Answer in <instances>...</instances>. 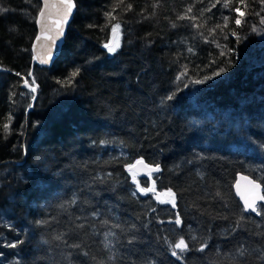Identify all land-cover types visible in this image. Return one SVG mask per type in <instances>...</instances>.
<instances>
[{"label":"trees","instance_id":"trees-1","mask_svg":"<svg viewBox=\"0 0 264 264\" xmlns=\"http://www.w3.org/2000/svg\"><path fill=\"white\" fill-rule=\"evenodd\" d=\"M74 1L76 16L58 60L51 68L34 67L40 102L37 98L26 115L30 94L20 87L19 75L26 76L31 67L37 11L26 5V20L22 0H0V8L20 12L0 14V65L11 70L0 73V169L4 173L16 154L15 136L5 134L10 128L21 134L31 129L35 151V140L49 126L48 141L56 146L49 147L50 153L59 162L52 168H59L58 176L52 173L49 182L40 179L52 183L47 186L49 206L41 209L46 198L33 189L29 165L35 154L19 149V160L26 166L20 175L25 184L19 189L30 207L22 205L25 219L14 218L20 213L9 214L5 206L0 210V264H20V256L43 250L49 241L53 262L38 264H264V216L245 212L232 188L241 172L259 181L264 194V5L259 0H245L246 6L231 0L228 8L224 0H124L119 6V0H93L92 11L82 18L79 11L85 1ZM126 3L133 6L127 22ZM35 4L39 8L37 0ZM190 6L192 11L186 12ZM235 7L244 13L240 26ZM116 23L119 47L110 53L105 43ZM75 27L82 33H75ZM68 51L72 56L66 59ZM47 70L49 80L42 79ZM48 93L55 94L61 107L44 116L37 111ZM90 93L97 99L89 102L86 120L79 104H85L83 97ZM20 97L27 99L23 105L18 104ZM254 103L259 107L250 110ZM109 108L114 111L105 116ZM213 119L224 126L222 131H208L207 122ZM178 134L190 140L174 139ZM75 146L82 148L72 152L71 163L67 154ZM139 159L160 167L151 176L136 175L140 186L155 185L157 193L171 189L175 207L159 203L152 192L136 191L127 165ZM177 215L180 225L174 222ZM26 218L38 226L47 224L49 238L37 241L41 228L28 226ZM109 232L114 235L106 239ZM27 235L34 239L25 247ZM181 237L188 250H176L178 259L169 245ZM17 241L23 243L6 246Z\"/></svg>","mask_w":264,"mask_h":264},{"label":"rangeland","instance_id":"rangeland-1","mask_svg":"<svg viewBox=\"0 0 264 264\" xmlns=\"http://www.w3.org/2000/svg\"><path fill=\"white\" fill-rule=\"evenodd\" d=\"M84 1H85L84 5L81 7V10L79 11L81 13V17L90 14V12L92 11L91 2L93 0H84ZM35 3H36V0H22V13H21L22 15L21 16H23L24 19L27 20L28 17H29V12L26 10V5H29V7L31 9H33V10L38 12L39 8H37L38 6ZM32 5H34V6L32 7ZM75 5H76V3H75ZM120 5L121 4L119 3V6ZM259 6H261V5H259ZM2 8L7 9L9 14L10 13H12V14L13 13L14 14L15 13L19 14L20 13L18 9L17 10H12V8H8L5 5ZM76 11H77V7H76ZM123 11L126 12L125 13L126 16L124 15L125 21H126L127 18L128 19L131 18V16H130V14L132 15V11L131 10L130 11L123 10ZM37 12H36V14H37ZM2 13H0V14H2ZM75 14H76V12H75ZM19 16H20V14H19ZM75 16L76 15H74V17ZM69 27H70V25H69ZM133 29H134V27H133ZM77 32H79V34L82 33L78 28L75 27V33H77ZM128 35H129V32H128L127 36ZM127 36H126V39H127ZM79 42H82V40L81 41L79 40ZM117 42L119 43L118 38H117V33H116L114 35V38H113V43L111 44V37H110V40L107 39L105 44L115 45ZM80 45L81 44L79 43V45L77 47L78 50L80 48H82ZM62 48H63V46H62ZM18 50L20 51V54L22 55V53L24 52L23 48H19ZM17 55H19V54H17ZM71 56H72V52L68 51V57L66 59H69ZM56 61H55V63H56ZM47 68L48 67H45V69H47ZM48 71L49 70H47L46 72H43V75L41 77L42 79L46 78V79L49 80V72ZM4 73H9V72H4ZM33 77L36 80V82H38V79L36 78V75H35L34 71H33ZM0 80L3 81V78L1 77V75H0ZM77 93H80V92L77 91ZM29 96L31 97V95H29ZM46 97H47V98H45L46 100L45 101L43 100L44 102L41 103V105L39 107V110L38 109H36V110H38L37 112L39 114H41V115L44 114V116H50L53 111H55L56 109L61 107V104L60 105L56 104L55 94L48 93V95ZM50 97H52V98H50ZM37 98H38V102H40V98L38 96H37ZM84 98H85V104L84 103L83 104L80 103L79 106L83 107L82 109H83V111L85 113V117L84 118L86 120H88L90 118L87 117L86 110H90V103L95 101L97 98H96V96H93L92 93L87 94V96L83 97V99ZM26 100L27 99H25L24 97H20L18 99V104L19 105H23L26 102ZM86 101H87V103H86ZM50 103H51V106L49 105ZM229 103H233L234 104V100L232 98H230ZM104 106H106V104ZM258 107H259L258 104L254 103V106H250V110H257ZM110 109L111 108H109V111L106 110L105 116L112 115L114 110L113 109L110 110ZM31 112L32 111L31 110L29 111V106H28V108L26 110V115H28ZM84 113H82L81 115L83 116ZM97 117H101L102 118V116H96V118ZM205 121L206 120L202 119L203 126L206 124ZM212 121H213L212 123H211V121L207 122L208 131H210V132L211 131H215V130L222 131L224 129V126L219 125V123L217 124L218 119H213ZM17 129L18 128H10L9 131L7 133H5L8 137H10L12 135L15 136V138L13 140V144H12L14 146H12V149H13V152L16 153V154L14 155L15 158H13L14 161L10 162V164H8V165L6 164L7 166H6V168H4L5 169L4 173H2V170L0 169V210L3 211L5 209L3 206H5V207H7L9 209V214L12 213V215L13 214L15 215L16 212L20 213V215H17L15 217L12 216V217L19 218V219H23V218L25 219V217L23 215H25V214L28 215V214L27 213H23L24 209H21L22 205H25L26 208H28L30 206H27L26 205L27 201H24L22 199V195L20 194L21 190L19 189V185L21 186V184L22 185L25 184V183L22 182L23 180H22V177H20V175L24 172V167H26L24 165V161H23L24 159L23 160H19V156H20L19 149H22L23 152L25 151V153L28 154V155L34 150V146L32 144L33 131L31 129L25 128L24 129V134H23V132L21 134V131H19ZM171 129L172 128H169V130H171ZM205 131H206L205 129H202V132H205ZM51 134H52V131L51 130L49 131V126L46 127V129L43 128V135L40 136V138H37L35 140L36 150L32 152V154H35V155H31L30 156V159H33L35 161L34 162H29V165L33 168V177H34L33 178V183L35 182V184L33 185V189L36 190L38 192V194L40 193V195H43V196L45 195V198H46L44 206L41 209H47V207L49 206L48 204L50 203V200H48V198H49V195H50L49 192L51 190H47L48 189L47 186L52 185V183H43L40 179L43 178V179H45L46 182H49V179L52 176H54L52 173H55L56 176H58V169H59L58 168L55 171L52 170V168L56 167L55 163H59V162L56 161L55 153L54 152L50 153V148H54V149L56 148L55 145L51 144L52 142L48 141L51 138V136H52ZM20 135H23V136L20 137ZM27 135L30 137L29 140L27 138ZM198 135H195V137H198ZM174 136H176L174 139H178V140L182 141V143L188 142L190 140V139H183V136L181 134L174 135ZM174 136H171V137H174ZM19 137H20L21 141L19 140ZM25 139H26V142H25ZM45 140L48 141V142H46L44 144ZM70 140H71V138H70ZM29 141H31V142H29ZM39 142H41L39 148L40 147L44 148V146H46L47 149L45 150V149L42 148L41 151H39L37 149V146H38ZM70 145H71V143H70ZM80 146L79 147H76V146L72 147L71 152H69L67 154V157H69V160H70L71 163L75 160L74 159L75 155L72 152L76 151L78 148H82ZM25 159H26V157H25ZM16 162H17V164H19V166L15 165ZM21 163H23V167H22ZM1 165H3V162L0 163V166ZM63 167H64V165H62V168ZM10 168H12V169L10 170ZM46 171L47 172L49 171V176H47V177L45 176L44 177L43 174ZM36 174L38 175V177H37ZM59 175H60V173H59ZM20 178H21V180H20ZM23 179L25 180V178H23ZM166 191L167 190H162V191H160L158 193H164ZM6 196H8L9 198H7ZM161 199H164V197L161 196ZM32 203L33 202H31V204ZM33 205H35V207L38 206V205L40 206V202L38 201L37 203H34ZM33 210H34V208H33ZM26 222H27L28 226H29V224L30 225L36 224V223H34L33 220H29V219H27ZM31 223H33V224H31ZM48 224H50V223H48ZM39 227L41 228V233H40L39 237L37 236L36 240L37 241L38 240H42V237H45V238L48 237L49 238L50 234H48V235L45 234L47 232L48 225L47 224H42L41 226H38V229H39ZM27 236H28V240L26 239L25 242H28V243L24 244L25 247H27L28 244L30 245V242L34 239L32 235L31 236L27 235ZM54 238H55V236H53L52 240H54ZM25 250H26V248H25ZM61 255L64 258V253H61ZM53 257H54L53 256V250H52V248L50 246V241H49V242H47V244L44 245V249L43 250H39L36 253L27 255V258H23V257L20 256L19 260H20V264H29V263L30 264H38V263H41L43 261H48V263H52L53 262Z\"/></svg>","mask_w":264,"mask_h":264},{"label":"water","instance_id":"water-1","mask_svg":"<svg viewBox=\"0 0 264 264\" xmlns=\"http://www.w3.org/2000/svg\"><path fill=\"white\" fill-rule=\"evenodd\" d=\"M39 1L41 3L40 7L43 8L44 0H39ZM47 3H48V7L45 8L44 16L41 17L38 13L36 18L35 24L37 31L31 48L32 67L34 66L35 63L44 67L52 66V64L57 59L61 51L65 36L67 34L68 27L71 24L76 11L75 2L73 0L74 7L72 9L71 14L68 15L67 20L65 21L63 19L64 5L62 4V0H47ZM37 37H39V39H37ZM113 38H114V34L112 32L111 42ZM0 71H6V69L0 66ZM34 88H35L34 91L35 96L33 98V102L36 98V90H37L36 84ZM33 102L29 110L32 108ZM131 165H135V167L133 168V172H135L139 176H146L148 174L154 173V172H149L148 168H145L144 165H148L150 167H154L155 165L149 164L146 161H144V164H140V165H136V161H135ZM253 184H258L260 185V187L254 188ZM232 188L235 197L239 200L243 209H244V201L241 199V196H244L245 198L248 199H252L257 194L264 195L261 183L253 179L250 175L241 172L235 175ZM165 198L168 199V197ZM257 203L264 204V201H257ZM245 212H250L253 215H256L250 210Z\"/></svg>","mask_w":264,"mask_h":264},{"label":"snow or ice","instance_id":"snow-or-ice-1","mask_svg":"<svg viewBox=\"0 0 264 264\" xmlns=\"http://www.w3.org/2000/svg\"><path fill=\"white\" fill-rule=\"evenodd\" d=\"M217 2H219V0H217ZM119 3L123 4L124 0H119ZM239 3L240 4H244L246 6L245 0H239ZM259 3L264 5V0H259ZM62 4L64 5L63 19L66 21L68 15L71 14L72 9L74 7L73 0H62ZM230 4H231V0H224V5L223 6L225 8H228L230 6ZM212 6L215 7L216 4H213ZM47 7H48L47 0H44V7L41 8L40 12H39V15L41 17L44 16L45 8H47ZM132 7H133L132 4L129 3V4L126 5L124 10L125 11H130V10H132ZM208 10L209 9H204L203 11H208ZM233 10L238 13V17L235 19V23H236L237 26H240L241 20L239 19V17L243 16L244 13L241 11V9L239 7H235V8H233ZM5 11H7V9L0 8V13L5 12ZM191 11H192V7L191 6L188 9H186V12H191ZM106 15L110 16L112 20L116 19L115 16H111V13H106ZM187 18H189V17H187V16H178L177 17V19H187ZM191 19H195V17H191ZM261 22L264 23V18H262ZM227 23H228V18L225 17L224 18V27L227 26ZM172 26L175 27L176 25L173 24ZM216 27L219 28V27H221V25L218 24V25H216ZM119 28H120V24L119 23H116V24L112 25V32H113L114 35L117 33ZM253 30H255V29H253ZM37 39H39V37H37ZM105 47L108 49V51L110 53H114L116 51V49L119 47V43L117 42L115 45L105 44ZM189 51H191V49H189ZM42 62H44V61H42ZM221 71H224V69H221ZM77 74H78V70L72 72L71 73V77L69 79H71L72 77H75ZM17 75H19V74H17ZM29 75H31V73H29ZM182 75H184V73H182L181 76ZM181 76H177V80H180ZM208 78L209 77H205L204 79H208ZM193 82L194 83H201L202 81L195 80ZM25 83L27 84V82H25ZM33 83H35L34 80H33ZM185 86H187V85H185ZM32 91L34 92L35 88H32ZM167 99L171 100V99H173V96H168ZM4 128H5V130H7L8 125L5 124ZM101 143H105V141H101ZM140 164H144V161L143 160H137L136 161V165H140ZM144 166H145V168H148L149 172H158V171H160L159 165H155L154 167H150L148 165H144ZM134 167H135V165H127L128 171L132 174V181H133L134 184H136V191H138L142 195H145V194H147L149 192H152V193H154L155 198L158 200L159 203H170V204H172L173 207L176 206L175 193H173L171 189H168L164 193H157L156 189H155V185H153L152 187H141L140 183L137 181V178H136L137 174L135 172H133V168ZM253 187L254 188H259L260 185L253 184ZM133 195H135V192H133ZM219 195H220V193L218 192L217 196H219ZM161 196L168 197V199H161ZM241 199L244 201V211H249L250 210L251 212L255 213L258 216H264V204H258L257 203V201H264V195L257 194L252 199H248V198H245L244 196H241ZM74 202L75 201H73V203ZM241 219H243V217H241ZM174 222H175L176 225H180L181 224V219H180L179 215L176 216V219H175ZM37 223H41V221H37ZM104 223H107V221H104ZM237 225H239V221H237ZM79 227H83V225H79ZM115 227H119V225H115ZM111 235H114V233H111V232L106 233L105 234L106 239H107L108 236H111ZM56 239H58V240L61 239V236H57ZM193 239H195V238L193 237ZM165 242L167 243V240ZM19 243H23V241H17L16 243H9L6 246L10 247V248H16L17 244H19ZM129 243H131V241H129ZM70 247H77L78 248L79 245H70ZM105 247L106 248H110V245L108 243H106ZM169 247H170V249H172V251H171L172 256L177 257L178 259L180 258V256L178 255V252L176 250H179V253H184L185 251L188 250V244L185 242V239L183 237H181L178 240H176L173 244H170ZM203 247L204 246L202 245L199 250L203 251ZM237 251L239 252V254L241 256L244 255V251L242 249H238ZM2 255H3V253H0V256H2ZM261 258L264 259V254H262ZM108 259L112 260L113 257L109 256ZM101 264H103V262H101Z\"/></svg>","mask_w":264,"mask_h":264}]
</instances>
